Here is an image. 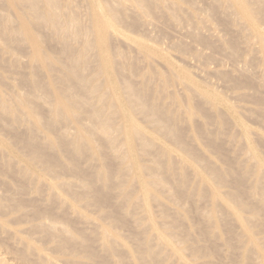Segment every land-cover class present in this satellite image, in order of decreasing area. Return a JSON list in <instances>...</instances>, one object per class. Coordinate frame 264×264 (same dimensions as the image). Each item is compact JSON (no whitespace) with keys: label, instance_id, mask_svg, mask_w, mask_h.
<instances>
[{"label":"bare ground","instance_id":"6f19581e","mask_svg":"<svg viewBox=\"0 0 264 264\" xmlns=\"http://www.w3.org/2000/svg\"><path fill=\"white\" fill-rule=\"evenodd\" d=\"M1 1L6 11L0 12V52L20 54L26 45L31 71L26 95L0 91V123L6 118L7 129L18 127L20 149L58 181L43 179L20 158L12 164L17 153L1 139L0 165L20 178L18 193L34 179L47 192L46 201L65 210L59 219L35 213L39 221L31 229L42 235L41 244L0 220V234L12 240L0 241V264H192L208 247L188 236L192 231L179 200L200 205L199 223L193 225L197 236L209 241L226 227L239 249L234 252L231 240L224 241L229 256L241 264H264V237L258 238L264 234V162L252 139L262 136L253 135L241 117L264 123V0ZM156 14L182 21L184 35L201 47L175 43L184 62L193 61L205 79L225 89L249 88L253 94L235 96L257 109L229 104L223 92L176 66L158 47L120 30L129 20L130 26L138 21L147 29ZM202 17L210 25L200 22ZM214 22L235 29V36L218 35ZM35 29L54 44L56 55L44 50ZM156 60L163 72L152 65ZM181 124L206 139L222 165L196 154L183 140ZM226 125L230 133H223ZM218 136L234 146L233 158L226 159ZM61 174L75 181L59 180ZM91 206L98 210L97 220L81 210ZM65 212L74 217L73 225L63 222ZM209 249L216 255L219 250Z\"/></svg>","mask_w":264,"mask_h":264},{"label":"rangeland","instance_id":"374dc122","mask_svg":"<svg viewBox=\"0 0 264 264\" xmlns=\"http://www.w3.org/2000/svg\"><path fill=\"white\" fill-rule=\"evenodd\" d=\"M3 2L0 0V12H5L6 8L3 6ZM80 12H82L83 8H77ZM204 9V8H200ZM185 10H190V8H185ZM183 16L187 17V13L182 14ZM159 17V18H158ZM157 18V19H156ZM130 20L127 22V24L122 25L120 27L121 31H124L126 33H130L133 37H141L143 40H145L149 45L158 47L160 50H162L167 57L179 68L185 69V71L193 72L195 73V77L197 80L206 81L210 83L214 89H216L219 92H223L226 97L228 98L229 104L237 107H244V108H252L257 109V106H255L253 103L249 102V100H241V97H236L235 94H253V91L249 88H240V87H231L229 89H225L220 83H218L215 79H205L203 75H201L200 70L196 69L195 63L193 64V61H190L187 59V62L183 60V56L181 55V51L178 50L176 47L177 42L183 41L185 44L189 45L191 48H201L197 44L192 45L191 40L187 39L185 34V29L181 28L183 26L178 25L181 24L182 21H175L171 18H165L162 16L160 18V15H157L152 18V26L148 27L147 29L141 27L140 23L138 21H134V23L131 21V26L129 25ZM200 22L204 23L207 22L206 17H202L200 19ZM208 25H210V21L207 22ZM181 26V27H180ZM202 26V25H201ZM202 27H207L206 25H203ZM213 29L218 35H226L228 37L235 36L236 31L235 29H232L230 31L229 29H223L219 25L214 22ZM35 32L39 33L43 40V48L46 52L50 53L51 55H56L57 50L54 47V44L51 43L49 39H45L43 37L42 31L35 29ZM120 42V41H119ZM175 44V45H174ZM117 48H119L123 52L129 53L130 51L127 49L124 43H118L115 42L113 44ZM2 45L0 44V51H1ZM245 50L240 48V52L243 53ZM208 53H210V50H207ZM29 53V48L25 45L22 49V53L15 54L12 49H5L3 53L0 52V91L5 94V96H10L14 93L23 94L26 95L29 92V85L25 79V77L28 76L31 70L28 69V58L27 55ZM243 55H240V58ZM14 57L18 58V64L14 61ZM219 58H223L222 56H218ZM190 61V62H189ZM155 61H153L154 63ZM156 60V63L152 64L158 72H163L162 64ZM225 62V61H224ZM190 63V64H189ZM160 64V65H159ZM192 64V65H191ZM190 65V66H189ZM227 68H229V65L224 64ZM191 67H195L194 70L191 69ZM209 68H219L215 64H210ZM197 73V74H196ZM200 73V74H199ZM52 75H55V73H52ZM201 76V78L199 77ZM199 77V78H198ZM134 80L139 81L140 76H134ZM261 93V92H260ZM264 96V92L261 94ZM33 104H36L32 102ZM32 104V105H33ZM34 107V105H33ZM44 113V109L42 111ZM241 117L243 121L246 123L250 131L255 134H259L262 136V139L256 138L255 136L252 137L253 141L256 142L257 151H259L261 155V159L264 162V123H259L257 119L254 117H248L245 116V114H241ZM4 118V117H3ZM197 121H202L200 117L197 118ZM196 120V118H195ZM9 120L4 118L2 122L0 123V139L3 140L13 151L17 153L18 157H14L10 159L11 163L14 165H17L18 159H22L25 161H28L29 163H32L35 167V172L39 174L43 179L57 182L58 180L54 178V176L45 169V165H41L42 163L39 162L37 158L30 154H26L23 150L20 149L19 142L15 140V135L19 132L18 127H16L15 130L11 131L6 128V125L9 123ZM195 122V121H194ZM199 123V122H198ZM200 125V123H199ZM226 131L223 133H230L231 128L226 125ZM208 130L213 131L214 127L212 125L208 126ZM196 130L193 127H190L186 124L180 125V132L183 140L188 143V145L196 151V154L200 156H207L211 160L215 161L217 165H222L220 158H218L216 155H214L211 152V149L208 147L207 140L202 138L200 134L195 132ZM198 135H196V134ZM51 136H54L53 133H51ZM194 136V137H193ZM101 138V137H100ZM196 138V139H195ZM217 141L221 143L222 147L224 148V153L226 156V159L233 158L236 154L233 151L234 146L226 140L225 137L218 136ZM2 155H7V152L2 151ZM258 153V152H257ZM175 156L176 153H173ZM259 155V154H258ZM206 157V158H207ZM16 167V166H15ZM188 183H187V191L192 192V188L194 187L193 180L194 178L189 173L188 175ZM30 183L28 184L27 188L22 191V193H18L16 190L21 185L20 184V178L18 176L12 175V173L8 172L3 166L0 165V205H2V209H0V220L5 222L8 229L10 231H21V233H24V235H30L31 238H33L37 244L42 243V235L40 233H36L34 230H32V226L39 221V218H35L36 212H42V216L45 219H59V214H61L62 209H64V206H61V204L57 202L48 203L45 198H47V192L43 189L42 186L37 184V182L34 179H30ZM59 180H70L72 182L75 181L74 177H71L66 174L59 175ZM224 190H229V187H225ZM58 192L65 198L67 203H72V198L70 194L63 190L59 189ZM166 201V200H165ZM115 202V201H114ZM169 208H172L174 206L171 205L168 201H166ZM178 203L184 204L183 214L186 216L188 220V227L191 228L192 234L188 233V236L192 239H196V243L200 244V246H206V250L198 255L197 258H194L193 261H191L192 264H241L240 259H234V256H229V253L227 252V248L224 244V241L231 240V243L234 245V252L238 253L239 249L237 246V243L235 240H233V237L230 236V233L227 232L226 227L223 228V226H220L218 228V231H214V237H212L209 241L207 239H204L202 237L197 236V230H195L196 225L199 223V218L197 216L196 210L198 206L197 202H194L192 200H187L185 202L184 200H179ZM80 204H84V202H80ZM203 204V203H200ZM172 206V207H171ZM157 203H152V209L154 212H156L158 209ZM65 210V209H64ZM85 213H87L91 218L97 220L98 210L94 207H87L84 209H81ZM172 211V210H171ZM66 214L65 219L63 220L64 223L72 224L73 218L71 214ZM73 225V224H72ZM230 225L232 228H234V232H238L239 230L237 226H235L233 223L230 222ZM73 226L71 228V231H73ZM264 237V234H258V238L262 241V238ZM0 241L5 242L7 244H11L12 240L8 237L7 234L1 233L0 234ZM189 243V241H188ZM224 244V245H223ZM218 247L219 250L217 252V255L212 253L209 247ZM63 264V263H61ZM253 264V263H248ZM255 264V262H254Z\"/></svg>","mask_w":264,"mask_h":264}]
</instances>
